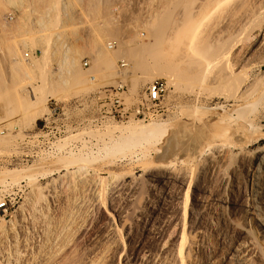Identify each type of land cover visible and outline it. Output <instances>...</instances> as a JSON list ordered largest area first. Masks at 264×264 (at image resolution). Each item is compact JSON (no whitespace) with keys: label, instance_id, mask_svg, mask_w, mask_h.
I'll list each match as a JSON object with an SVG mask.
<instances>
[{"label":"rangeland","instance_id":"374dc122","mask_svg":"<svg viewBox=\"0 0 264 264\" xmlns=\"http://www.w3.org/2000/svg\"><path fill=\"white\" fill-rule=\"evenodd\" d=\"M214 1L0 0V264H264V0ZM153 119L159 153L113 143Z\"/></svg>","mask_w":264,"mask_h":264},{"label":"bare ground","instance_id":"6f19581e","mask_svg":"<svg viewBox=\"0 0 264 264\" xmlns=\"http://www.w3.org/2000/svg\"><path fill=\"white\" fill-rule=\"evenodd\" d=\"M209 1V0H208ZM214 1V0H213ZM215 2V1H214ZM219 2V1H218ZM211 3H213V2H211ZM216 4H217V2H216ZM260 31V30H259ZM258 33V32H257ZM256 35V34H255ZM261 34L259 33L258 34V37L260 36ZM257 37V38H258ZM256 38V39H257ZM257 41V40H256ZM260 43V42H259ZM258 42H257V44H259ZM256 44V43H255ZM256 44V45H257ZM256 45H253L254 47H256ZM252 46V47H253ZM106 50V49H105ZM105 52H108L109 53V51H105ZM107 53V55L109 56V54ZM246 54V53H245ZM106 55V56H107ZM112 55V54H111ZM104 56H105V54H104ZM112 58H113V56H111ZM106 58H109V57H106ZM111 58V59H112ZM117 58V57H116ZM109 60V59H108ZM23 61V60H22ZM241 72V71H240ZM239 74H241V73H237V74H233L234 76V80H237L239 77ZM241 75H243V74H241ZM232 76V75H231ZM244 76V75H243ZM164 77V76H163ZM167 79H169L167 76H165ZM232 77V78H233ZM246 78V77H245ZM255 79V78H254ZM251 79V78H247V79H244V81H242V82H240V83H238V84H236V93L234 94V99H235V101H249V100H251L252 98H254V96H255V94H257V92H258V90H260V88H258V90H257V87H256V84L259 82V81H257V79ZM260 80V79H259ZM257 81V82H256ZM235 83V82H234ZM258 86H260L259 85V83H258ZM262 86V85H261ZM260 86V87H261ZM262 88V87H261ZM50 101V100H49ZM234 101V102H235ZM38 105L39 104V102H38V100H36V99H32V105ZM238 104V103H237ZM40 105V104H39ZM228 106V105H227ZM46 107V106H45ZM43 109V108H42ZM41 109V110H42ZM231 109V108H230ZM181 110V109H180ZM193 117V116H192ZM184 118V117H183ZM201 118V117H200ZM230 118V117H229ZM233 118V117H232ZM231 119V118H230ZM132 120V119H131ZM145 120V119H144ZM173 120V119H172ZM242 122V121H241ZM244 122V121H243ZM171 123H173L172 121L170 122L169 120H164V119H156V120H151L150 122H145V121H143V120H139V121H131L130 123L128 122L126 125H124L123 124V126H121V127H118L117 129H118V132H119V134H118V136H116V137H113L112 138V141H113V143L114 142H119V139L122 141V144L124 145H130V146H132V145H134V144H141V145H143V146H145V148H147V147H152V146H154V147H156L155 149V151L157 152V153H159L160 152V150H159V146L161 145V144H163V142H164V140H165V138L169 135V133H170V127H171ZM246 124V123H245ZM247 125V124H246ZM251 125V124H250ZM250 125H247V127L249 126L250 127ZM243 127V126H242ZM250 129H251V127H250ZM190 130V129H189ZM187 131V130H186ZM243 131H245V130H243ZM247 132V131H246ZM249 132V131H248ZM219 133V132H218ZM76 137V136H75ZM90 138V137H89ZM102 138V137H101ZM79 139V138H78ZM103 139V138H102ZM210 139V138H209ZM261 141H264V138H262L261 139ZM79 143V142H78ZM92 143V142H91ZM264 143V142H263ZM85 144V143H84ZM77 145V144H76ZM102 145V144H101ZM213 146V145H212ZM211 146V147H212ZM92 147V146H91ZM94 147V146H93ZM100 147V146H99ZM216 147H214V149H215ZM222 148V147H221ZM74 149V148H73ZM99 149V148H98ZM264 149V148H263ZM92 150V149H91ZM94 150V149H93ZM149 150H151V149H149ZM217 150H218V148H217ZM220 150V149H219ZM154 151V150H153ZM80 152V151H79ZM88 152V151H87ZM97 152V151H96ZM155 152V153H156ZM212 152V151H211ZM216 152V151H215ZM258 152H259V150H258ZM218 153H219V151H218ZM209 154V153H208ZM75 155V154H74ZM79 155H81V154H79ZM83 155H84V153H83ZM89 155H91V153H89V154H87V155H85V156H87L86 158H89ZM138 155V154H137ZM72 156H73V154H72ZM144 156V155H143ZM79 158V157H78ZM212 158V157H211ZM90 159H92V158H90ZM81 160H82V158H81ZM85 160H87V159H85ZM89 160V159H88ZM93 160V159H92ZM91 161V160H90ZM252 161V160H251ZM250 161V162H251ZM255 163V164H254ZM82 164V163H81ZM164 164V163H163ZM252 164V166H253V164H254V167H253V169H252V171H250V172H252L251 173V178H249L251 181H252V185H253V194H254V196L255 197H257V198H259V199H264V183L262 182L263 180V176H262V174H263V168H264V151H262V149H261V151L259 152V154L255 157V159L253 160V162L251 163ZM195 165V164H194ZM250 165V164H249ZM255 165L257 166V167H255ZM163 165H161V167H162ZM167 166V165H166ZM171 166V165H170ZM251 166V167H252ZM165 167V166H164ZM168 167V166H167ZM193 167V166H192ZM170 168V167H169ZM171 170V169H170ZM249 171V170H248ZM150 176V175H149ZM82 177V176H81ZM93 177V176H92ZM95 177H96V175H95ZM96 178H98V177H96ZM106 178V177H105ZM167 178V177H166ZM172 178H173V176H172ZM73 179H74V177H73ZM92 179V178H91ZM80 180V179H79ZM87 180V179H86ZM110 180V179H109ZM115 180V179H114ZM173 180H175V178L173 179ZM177 181V180H176ZM89 182V181H88ZM94 182H95V179H94ZM113 182V181H112ZM168 182V181H167ZM5 183H7V182H5ZM101 183V182H100ZM183 183V182H182ZM81 184V183H80ZM86 184V183H85ZM91 184V183H90ZM98 184V183H97ZM120 184V183H119ZM124 184V183H123ZM126 184V183H125ZM95 185V184H94ZM114 185V184H113ZM115 185H117L116 183H115ZM127 185V184H126ZM77 186V185H76ZM86 186H88V184L86 185ZM94 187H96V186H94ZM101 187V186H100ZM109 187V186H108ZM115 187V186H114ZM125 187V186H124ZM127 187V186H126ZM172 187V186H171ZM91 188V187H90ZM121 188V187H120ZM119 188V189H120ZM113 189V188H112ZM115 189V188H114ZM122 189H123V187H122ZM126 189V188H125ZM129 189H130V186H129ZM163 190V189H162ZM116 191V190H115ZM123 191V190H122ZM129 191V190H128ZM153 191H155V190H153ZM152 191V192H153ZM118 192V191H117ZM120 192V191H119ZM164 192V191H163ZM98 193V192H97ZM125 193V192H124ZM155 193H159V195H161L160 193L161 192H155ZM129 194V193H128ZM154 194V193H153ZM162 196V195H161ZM186 197H187V193H186V195H185ZM158 197V196H157ZM156 197V198H157ZM163 197V196H162ZM161 197V198H162ZM98 198H100V197H98ZM128 198V197H127ZM174 199V198H173ZM217 199V198H216ZM105 200V199H104ZM162 200H164V199H162ZM177 200V199H176ZM219 199H217V201H218ZM105 201H107V200H105ZM220 201H222V200H220ZM160 202V201H159ZM167 202V201H166ZM171 202H173V201H171ZM218 203H219V201H218ZM103 204V203H102ZM174 204V203H173ZM176 204V203H175ZM179 205V204H178ZM263 205H264V203H263ZM172 206V205H171ZM173 208V207H172ZM169 210V209H168ZM169 212V211H168ZM221 214V213H220ZM113 215V214H112ZM3 220L2 219H0V233H2V232H5L4 231V228L5 227H3ZM146 223V222H145ZM148 223V222H147ZM5 224V223H4ZM147 225V224H146ZM5 226V225H4ZM183 249V248H182ZM153 260V259H152ZM149 262H150V260H149ZM157 262V261H156ZM148 263V262H147ZM184 262H182V264H183Z\"/></svg>","mask_w":264,"mask_h":264},{"label":"built area","instance_id":"2783aa9c","mask_svg":"<svg viewBox=\"0 0 264 264\" xmlns=\"http://www.w3.org/2000/svg\"><path fill=\"white\" fill-rule=\"evenodd\" d=\"M23 6L22 5L20 8H11V12L5 16L4 22L6 24H10L15 22L17 19L22 18V12H23ZM33 55H37L36 53ZM31 54L29 52L24 54V59L25 60H30L31 59ZM168 92V84L165 80L163 79H157L153 81L149 87H148V101L151 103H159L161 100L166 96ZM8 210V203L5 202H0V214L2 212H5Z\"/></svg>","mask_w":264,"mask_h":264},{"label":"crops","instance_id":"0c3cea01","mask_svg":"<svg viewBox=\"0 0 264 264\" xmlns=\"http://www.w3.org/2000/svg\"><path fill=\"white\" fill-rule=\"evenodd\" d=\"M19 19H17L15 22H17ZM14 23V22H13Z\"/></svg>","mask_w":264,"mask_h":264}]
</instances>
